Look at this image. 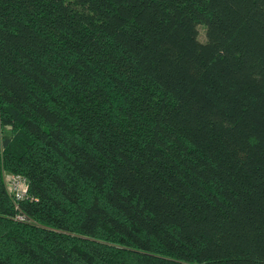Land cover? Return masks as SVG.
I'll use <instances>...</instances> for the list:
<instances>
[{
  "label": "trees",
  "instance_id": "16d2710c",
  "mask_svg": "<svg viewBox=\"0 0 264 264\" xmlns=\"http://www.w3.org/2000/svg\"><path fill=\"white\" fill-rule=\"evenodd\" d=\"M0 264H264V0H0Z\"/></svg>",
  "mask_w": 264,
  "mask_h": 264
},
{
  "label": "built area",
  "instance_id": "2783aa9c",
  "mask_svg": "<svg viewBox=\"0 0 264 264\" xmlns=\"http://www.w3.org/2000/svg\"><path fill=\"white\" fill-rule=\"evenodd\" d=\"M7 189L13 200L18 202L20 199H24L28 196V181L27 178L19 173H6ZM25 220L28 219L27 215L22 212H18L17 219Z\"/></svg>",
  "mask_w": 264,
  "mask_h": 264
},
{
  "label": "rangeland",
  "instance_id": "374dc122",
  "mask_svg": "<svg viewBox=\"0 0 264 264\" xmlns=\"http://www.w3.org/2000/svg\"><path fill=\"white\" fill-rule=\"evenodd\" d=\"M198 29H199V31H200V35H199L200 40H201V41H205V40H206V31H205V27H204L203 25H199V26H198Z\"/></svg>",
  "mask_w": 264,
  "mask_h": 264
}]
</instances>
